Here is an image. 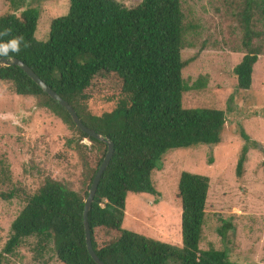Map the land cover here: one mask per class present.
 <instances>
[{"label":"trees","instance_id":"1","mask_svg":"<svg viewBox=\"0 0 264 264\" xmlns=\"http://www.w3.org/2000/svg\"><path fill=\"white\" fill-rule=\"evenodd\" d=\"M10 7L13 12L24 10L19 16H0V31L12 29L11 36L0 37V41L23 35L30 45L21 44L20 52L10 55L66 102L84 127L112 144L87 213L90 245L97 259L102 264H231L225 250H200L198 246L208 191L206 177L184 171L178 176V245L121 227L126 196L156 195L151 174L167 151L198 144L215 146L224 127L222 111L183 108L181 104L185 93L206 85L201 78L187 85L181 75L198 55L182 58V52L193 45L185 38L198 29L187 20L182 0H141L130 8L114 0H67L65 14L50 21L43 40L34 38L38 10L24 0H11ZM229 8L239 25L244 52L231 75L235 88L246 94L260 53L252 40L259 38L260 45L264 44V0L231 2ZM238 49L233 48L235 53ZM94 80L105 82L96 95L97 91L106 93L104 100L113 105L99 116L86 107ZM0 82L10 83L16 96L34 98L39 108L47 109L74 133L66 144L71 149L74 146L81 161L82 187L79 193L44 179L34 193L24 197L7 230L2 253L14 257L26 248L40 264H46L42 260L46 253L59 264H95L85 250L81 213L106 144L81 133L66 111L17 66L0 65ZM239 137L244 145L235 163L236 178L242 174L248 147L262 150L242 130ZM82 139L90 142V148L80 143ZM88 154L94 157L91 166ZM12 196L11 192L0 194L3 199ZM229 229L223 222L216 233L224 238Z\"/></svg>","mask_w":264,"mask_h":264},{"label":"rangeland","instance_id":"2","mask_svg":"<svg viewBox=\"0 0 264 264\" xmlns=\"http://www.w3.org/2000/svg\"><path fill=\"white\" fill-rule=\"evenodd\" d=\"M16 1V0H14ZM38 10L35 39H44L52 19L67 10V0H24ZM125 8L141 0H114ZM240 0H182L187 20L198 27L185 40L192 48L182 52V58L193 62L181 73L184 83L191 85L197 78L205 80V88L185 93L183 108H209L223 112L224 127L215 146L193 145L181 150L167 151L158 168L151 174L156 195H132L124 199L121 227L144 237L179 244V213L176 184L184 171L206 177L208 191L201 229L200 250H225L231 264H264V44L253 39L260 49L253 66L248 93L235 88L231 69L244 55L240 48L242 34L231 18L229 4ZM11 0H0V16L13 13ZM233 8V7H232ZM215 26L212 31L211 27ZM257 31V30H256ZM233 48H239L235 50ZM109 83V82H108ZM105 82L93 81L88 92L87 111L99 116L112 109L102 93L96 90ZM110 91L113 87L110 85ZM256 142L262 150L248 147L239 178L234 169L244 145L239 132ZM61 121L47 109L39 108L31 97H19L11 91L10 83L0 82V194L12 193L9 199L0 197V264H40L32 253L19 249L14 257L2 253L7 230L23 205L24 197L32 194L46 178L55 180L72 191L81 192L79 181L81 161L66 141L73 136ZM89 147L90 142L82 139ZM90 148V147H89ZM93 154L88 161L93 165ZM220 219V221H219ZM229 224L224 238L216 230ZM46 264H59L46 253Z\"/></svg>","mask_w":264,"mask_h":264},{"label":"water","instance_id":"3","mask_svg":"<svg viewBox=\"0 0 264 264\" xmlns=\"http://www.w3.org/2000/svg\"><path fill=\"white\" fill-rule=\"evenodd\" d=\"M0 65L6 67L10 65L17 66L19 69H21L24 74L42 91L48 96L52 101L56 102L60 107H62L68 116L70 117L72 123L78 128V130L85 134L86 136L93 138L99 142H103L106 144V151L105 154L95 172L93 175V178L91 180V184L89 186V189L87 190L86 197L83 201V206H82V213H81V218H82V227H83V234H84V245H85V250L90 257V259L95 263V264H102L97 257L94 255L91 245H90V240H89V231H88V225H87V213L90 208V204L92 202L99 178L105 169L111 154H112V144L109 140L102 138L98 134L94 133L92 130H89L88 128L84 127L79 119L76 117L74 111L72 108L64 102L62 99H60L52 90H50L42 81H40L31 71L30 69L24 65L22 62L16 60V59H5V58H0Z\"/></svg>","mask_w":264,"mask_h":264},{"label":"clouds","instance_id":"4","mask_svg":"<svg viewBox=\"0 0 264 264\" xmlns=\"http://www.w3.org/2000/svg\"><path fill=\"white\" fill-rule=\"evenodd\" d=\"M11 33V28H5L0 31V37L11 36ZM21 44H23L25 48L30 46L29 43L25 42L23 35L12 36L7 41H0V57H6L11 60L13 57L10 53L18 54L21 50Z\"/></svg>","mask_w":264,"mask_h":264}]
</instances>
